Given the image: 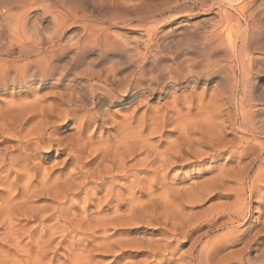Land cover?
I'll return each mask as SVG.
<instances>
[{
  "label": "bare ground",
  "instance_id": "1",
  "mask_svg": "<svg viewBox=\"0 0 264 264\" xmlns=\"http://www.w3.org/2000/svg\"><path fill=\"white\" fill-rule=\"evenodd\" d=\"M223 1L229 6L238 3L236 2L232 5V2L236 0ZM250 1L252 2V0ZM241 3L242 6L239 7V11L244 20L243 29L245 28V31L237 36L232 35V37H228V35H230L229 33L226 36L228 38H226L225 33L227 30L231 29V25L228 23V20L225 19L224 21L221 20L222 22L220 21L217 28L212 31V37L217 45L222 48V53L225 55L224 58L226 57V60L224 59V61H228V64L229 62H235V64L238 63L240 67L237 64L236 65L238 68H243V72L246 67H243L244 65H241L240 63L242 53L239 50V43L243 44V42H246V30L252 19L248 13V3ZM253 4L255 3L253 2ZM78 7H80V4L77 6L76 3L75 8L79 9ZM257 7L259 8V6ZM256 10L258 12L257 8ZM70 13L71 12L68 14L70 15ZM54 14L56 15V13ZM72 15L74 14H71L70 16ZM55 17L58 18L57 16H54V18ZM66 22V19L59 20L57 27H65ZM70 22H68V24ZM126 22L128 21L126 20ZM10 26L9 23V28L6 30L11 29ZM81 28L82 26H80V29ZM85 28L86 27H84V29ZM86 29L87 33L83 34L84 36L80 34L82 35L81 39H78L79 37L76 38L83 47L94 43L100 45L101 49L108 50L113 45L114 41L111 37L112 35L107 31L108 29L106 30V33H96L97 28L95 31H93V29L90 31L88 28ZM12 30L13 29H11V31ZM234 31L235 30L233 29L232 33H235ZM84 32H86V30ZM229 32H231V30ZM10 33L13 32H9V34ZM9 34L7 36H9ZM37 34L39 33L37 32ZM73 35H76V32ZM57 36H59V34L54 38H45L41 36L40 38H37L39 40H36L34 45L32 44L30 47L21 46V52H19V59L17 61H9L8 59L0 58V84L4 82L6 85L7 82L11 86L19 84L28 86L35 83V81L40 82L42 79L44 82V78L55 74L54 69L50 65L51 62H55L52 57L59 51L58 49H62L63 47L58 45L50 48L47 45H43V43L47 42L49 46H52ZM70 39H72V37ZM78 41L76 42L78 43ZM247 43L248 42H246V44ZM74 45L76 46V44ZM67 48H69V46ZM96 48L98 47L96 46ZM261 49L262 47L260 50ZM75 51H73V53ZM63 52L61 51V53ZM70 53L72 54V52ZM83 53L84 52H82V54ZM248 60H251V57L248 56ZM69 76L70 75L66 77V72L62 71L58 72L57 77L54 79L61 81L65 77L66 79H69L71 77ZM154 77L156 80H153V78L147 79L145 78V75L143 76L141 73H137V75L119 79V77L115 78L112 77V75L109 76L107 74L103 78L104 84H90L88 91L92 98L91 104L96 103L97 98L93 96L100 93L101 95L113 99L114 92L119 90L118 88L121 84H123L119 90L121 93L130 92L131 95L135 94L136 96L138 94L143 96L144 92L147 90L153 91L161 84L159 83L160 78L157 79L155 75ZM79 79L82 81L81 78ZM162 82L164 81L162 80ZM73 85L75 84L73 83ZM84 87L87 89L86 84L82 88L84 89ZM160 88L163 89L164 87ZM63 93L64 94H61V96L64 97L65 92ZM104 96L102 97L104 98ZM40 98L41 97L37 96L34 100L39 102ZM236 100L237 102L235 103L232 122L238 124L237 126L241 129H238L240 133H238V136L235 138L236 140L233 141L231 139V141L228 140L223 142L224 139L221 134L226 130H224V127L223 129H213V127H211V129H202L203 132H198L196 129H186L185 126H182V129H180L181 134L178 133L179 136L177 138L168 141L166 146L161 148L162 150H158L149 142V138H151L149 136L157 132L162 133V131H160L162 129H151V127L150 130L147 129L146 132L145 123L147 119L146 114L148 113L145 115L142 114L140 117V123L136 122V124H134V112L139 109V106L137 105L134 107V110H132L130 116H123L121 120H113L112 124L115 131L113 133H111V131L110 134L107 133L104 137H102V135H99L98 138L91 135L84 136L83 131L86 128L80 129L81 126H79V129H77L68 141L63 143L61 140H56L54 144L57 145V147L61 146L60 149H62V151L60 154L64 153L65 156L60 162L51 165L50 168L46 170V168H42V163L39 165V162L35 164V162L32 163L30 160L32 159V154L37 155V149L41 147L42 143L45 142L44 145L47 150L51 149L53 143L50 141L49 137L52 135L51 132L54 131V128L52 127L53 125L51 126L52 130H50V127L49 131H47L46 127L41 126L39 129H33L24 135L22 134L23 136L19 135L21 138L18 137V143L13 147V150L9 151L5 148L3 149L4 151L0 150V185L5 186L7 190L4 195L3 192L2 194L0 193V227L2 229L0 239L6 245L5 246L1 243L0 255L5 261L10 262L11 264H94L92 253L95 250L109 252L111 250L110 253H112V250H114L113 248L116 246V250L119 253H117L118 256L122 255L124 250L133 248L135 256L137 255L140 257L138 260L129 259L121 262V264H152V261L159 257L165 258V264H264V121L257 122V120L253 119L255 117L254 115H257L258 112L254 114L255 110L253 109V106H255V104L253 105L252 101L251 103L248 99L244 102L241 98ZM63 101L72 103V96L61 98L59 103L63 104ZM110 101L112 100H109L108 102ZM76 102L78 101L76 100ZM79 102L81 101L79 100ZM14 103V101H10L8 103L9 108L15 106ZM65 104L63 106H65ZM18 106L24 108L25 103L22 102ZM70 106L72 107V105ZM78 106L80 107L79 104ZM87 108V112H84L82 109L74 108V113H68L71 108L67 111L60 110L57 119H55L53 123L64 121L68 116L75 120L79 115V117H81V122H89L88 120L91 119V117L95 119L102 117L100 120L104 123L106 111L101 110V112L100 110H97L98 107L97 109L90 107V109ZM168 108L167 104L162 105L157 107L155 112L160 114L162 110H164L162 112L164 115V113L168 111ZM174 111H177V109ZM86 113H88L89 116ZM166 113L168 114V112ZM151 114L152 115L148 118L150 121L153 122L158 119L156 115L153 113ZM164 117H166V115ZM164 121L165 120L163 119L162 123ZM85 122L84 124H86ZM159 122L162 124L161 121ZM47 123L48 122H44V126ZM89 123L91 124L93 122ZM11 124H13V120H11V118L9 119L8 115H0V131L6 132V130L3 129L14 131V127L9 126ZM98 124L100 125V123ZM155 124V122L154 125L152 123L153 126H155ZM182 124L185 123L181 122L180 125ZM94 125H97L95 120L92 126ZM99 125L97 126L99 127ZM101 125L103 126V124ZM136 126H139L140 128L138 129ZM161 127L163 128V124ZM204 134L208 137L205 138ZM45 135L49 136L47 139L49 141L47 142L40 139ZM214 136L216 142L213 141ZM203 144L208 150L212 149L213 152L201 150ZM236 148H240L238 154L241 157H250L246 163L241 165L240 159H238L235 165L230 168L225 167V163H222L221 165L215 164V166L210 164L213 168H207L212 169V174L203 182H200V184L195 183L176 188L173 186L175 184L174 181H167V175L165 174H167L179 160L183 161V157L185 158L184 155L186 154L192 153L193 157L194 154H196L195 157H198L197 159L202 157V160L212 154L215 155L216 152L227 151L228 155L231 157L232 155H237L234 154L236 153ZM87 157H89V160L84 161ZM128 159L134 161L127 166L126 161H128ZM40 160L42 159L40 158ZM93 161H95L94 164ZM66 164H73L75 167L72 168V170L67 169V171H65L63 168ZM186 164L187 161L183 163L182 166H185ZM55 165L59 166L58 173L54 172ZM12 168H15L16 170L15 176H13L15 182L7 183L5 180L7 175L10 174L8 172ZM22 176L26 179L22 184H17V178H22ZM2 179L5 180L3 181ZM125 191L128 193L126 198H124V195L127 194ZM210 193H213V195L216 193L219 197L225 196V198L227 197L230 199L225 203L219 202L212 206L211 208H214V215L209 214V216L208 213L210 212L208 211L212 210L208 209L206 210L207 213H203L202 216H205L206 218V215L209 216V221L204 220L205 218L193 217L189 210L192 207L191 204L204 200L206 198L205 196ZM38 196H46V200L49 204H36L35 202ZM112 200L117 201V204L114 205L115 207L112 208V211L110 212L111 209H103L104 206H107ZM121 200L127 201L128 208L126 212H123L124 210L122 212L118 211L119 207L123 205L120 202ZM79 201L83 202L82 207H84V209H81V211L78 210L79 212H77L75 204ZM253 202L256 204L252 205ZM124 204L126 203L124 202ZM90 206H96L95 208H97V210L89 211L88 207ZM254 213H257V215L254 216ZM198 219L206 221L210 227H219L220 231L218 230L214 233H210V231H208L210 228L207 230L204 228L206 231L203 229L204 232H198V234L196 233L197 235L194 234V236H192L195 230L194 228L192 229V227ZM247 221H253V224H255L257 228L250 236L248 235L249 237L244 238L247 235L243 237L244 234L242 235V233L244 230L241 232L238 230V226H242ZM28 222H32L33 224L29 226L28 224L30 223ZM137 222L153 225L152 230L155 232L153 234L154 238H115L116 234L122 235L128 226H132ZM203 225L208 227L206 223H202V225L199 224L197 228L200 229ZM110 227H112L113 230L109 232L108 228ZM238 231H240V233ZM97 232H100L101 235L97 236ZM26 237L28 238L27 240L25 239ZM55 240V246L60 247V250H62L61 255L59 254V258H55V256L52 255L53 253L51 255L47 253L50 244ZM187 241H189L187 249L180 251V245ZM236 241H240L241 245L234 255L232 252L222 253L226 246H231V244ZM174 242H176V244H173ZM89 243H92V245H89ZM253 243L255 244L254 256H252V258H249L248 254L244 256L243 253H248L251 245H254ZM54 248L56 249V247ZM171 248L173 250H170ZM33 252H35V255L32 254Z\"/></svg>",
  "mask_w": 264,
  "mask_h": 264
},
{
  "label": "rangeland",
  "instance_id": "2",
  "mask_svg": "<svg viewBox=\"0 0 264 264\" xmlns=\"http://www.w3.org/2000/svg\"><path fill=\"white\" fill-rule=\"evenodd\" d=\"M21 2L23 5L21 4ZM236 2L238 3L235 5L234 3ZM241 2L248 3V13L252 19L250 20L251 23L249 22V27L246 30L247 40L245 39V41L248 43H239V50L242 53L240 63L241 65H244L243 67H246L244 68L243 72V68H238V63H236L238 65L237 66L235 62H229L228 64V61H224L226 57L224 58L225 55L222 53V48L217 45L216 41L212 37V31L217 28L221 20L224 21L225 19L228 20V23L231 25V29L229 28L231 32H229L230 30H227L225 33V37L229 33L230 35H228V37H232V35L237 36L245 31V28L243 29L244 20L241 16V12L239 11V7L242 6ZM249 2L248 0H236L232 2V5L234 4L233 6H229L224 3L223 0H0L1 59L17 61L19 59V52H21V46L30 47L32 44L34 45L36 43V40H39L37 38H40L41 36L45 38H54L57 34H59V36L55 38L52 46H49L47 42L43 43V45H47L50 48L56 47L58 45H61L63 47L62 49H58L59 51L55 53L56 56L55 54L53 55L52 59L55 60V62H51L50 64L54 69L56 75H49L44 78V82L42 79L40 80V82L35 81V83L28 86L24 84L11 86L7 82L6 85L4 82L0 84V115H8L9 119L11 118V120H13V124L9 126H12L15 129L14 131H10L7 129H3L6 130V132L0 131V150H3L5 148L11 151L14 149L13 147L18 143V140L19 138H21L20 136L22 134L24 135L29 131H32L33 129H39L41 126L46 127L47 131H49L50 127L53 125L52 127L54 128V131L51 132L52 135L50 137L45 135L40 138L41 140H45L47 142L49 141L47 140L49 137L50 141L53 143L51 149L47 150L46 146L44 145L45 142L42 143L41 147L37 149V155L32 154V159L30 160V162H35V164L39 162L40 165V163H42V168H46V170H48L51 165L60 162L61 159L65 156L64 153L60 154V152L62 151V149H60L61 146L57 147V145L54 144L56 140H61L63 143L68 141L77 131V129H79V126H81L80 129L86 128L83 131L84 136L91 135L98 138L99 135H102V137H104L107 133L110 134L111 131V133L115 131V128H113L112 124L113 120H121L123 116H130L132 110H134V107L137 105L139 106V109L134 112V124H136V122L140 123L141 115H145L146 113H148L146 114L147 124L145 123L146 132L147 129L150 130L151 127V129H162L160 130L162 131V133L157 132L149 136L151 137L149 138V142L158 150L164 148L168 141L177 138L179 134H181L180 129H182V126H185L186 129H196L198 132L202 131V129H211V127H213V129H223L224 127V130L226 129L228 131L225 130V132L221 134L224 139L223 142L228 140L231 141V139L232 141L236 140L235 138L238 136V133H240L238 129H241L239 128V126H237L238 124L232 122L235 103L237 102L236 99L241 98L244 102H246L248 99L250 100V102L252 101L253 105L255 104V106H253V109L255 110L254 114L258 112L257 115H254L256 118L253 116V119L257 120V122L264 121V0H256V2L255 0H252V2L249 0ZM253 2L255 4H253ZM76 3L77 6L78 4H80V7H78L79 9L75 8ZM257 6H259V8ZM256 8L258 9V12ZM67 11L68 13L71 12L70 15H74L70 16ZM50 12H54L56 13V15L54 13H52L51 15ZM63 14H66L67 16ZM110 15L114 17H111ZM54 16H57L58 18H54ZM84 17L87 18L88 21ZM63 19H66L67 21L65 27H57V23L59 22V20L61 21ZM126 20L128 22H126ZM68 22L70 23L68 24ZM9 23L11 25L10 28L14 31H11V29L6 30L7 28H9ZM80 26H82V30L84 29V27H86L89 31L92 29L93 31H95L97 28L96 33H106L107 31H109L114 41L113 45L108 50H103L101 49L100 45L94 43L88 44L83 47L82 45H80L78 39H81L82 35L87 33V29L85 28L82 31L80 29ZM233 29L235 30L234 32L236 34L232 33ZM85 30L86 32H84ZM145 30H147L148 32ZM9 32L13 33L9 34ZM37 32L39 34H37ZM75 32L76 35H73L75 34ZM8 34L9 36H7ZM248 34L253 40L249 37ZM71 37L72 39H74L75 37V39L72 40L70 39ZM75 40L78 41V43ZM73 43L76 44V46ZM66 46H69V48H67ZM96 46L99 49L96 48ZM258 47H262V49L260 50V48ZM88 48L90 50L93 48L94 50L92 49L90 51ZM61 51L64 52L61 53ZM69 51L74 55H72ZM73 51L75 52L73 53ZM87 51L90 53H88ZM82 52L84 53L82 54ZM248 56L251 57V60H248ZM62 71L66 72V77H68V75H70L71 77L69 76V79H66L65 77L64 79H62L64 81H57V79H54L55 77H57L58 72ZM137 73H141L143 76L145 75V78L147 79L153 78V80H156L154 77L155 75L157 79L160 78L159 83L161 84L153 91L147 90L146 92H144L143 96H140L138 94L136 96L135 94L131 95L130 92L121 93L119 91L123 86V84H121L118 88L119 90H116V92H114V100L101 95L100 93L96 95L97 97L93 96L98 100L96 99V103L91 104L92 98L90 92L88 91L90 84H104L103 78L107 74L109 76L112 75V77L115 78L119 77V79H124L132 75H137ZM79 78H81L82 81ZM85 79L87 82L85 81ZM162 80L164 82H162ZM73 83L75 85H73ZM84 83L86 84L87 89L86 87H84V89L82 88L83 86H85ZM160 87L164 88L161 89ZM75 88H77L79 92ZM79 88L81 89V91ZM63 92H65L64 97L72 96V103H67V101H63V104L59 103L61 98H64L63 96H61V94H64ZM37 96L41 97L39 101L40 106L39 102H36L34 100ZM102 96H104V98ZM76 100L78 102H76ZM79 100L81 102H79ZM109 100L112 101L108 102ZM10 101H14L15 106L9 108L8 103ZM22 102L25 103L24 108H20L18 106ZM64 104L65 106H63ZM78 104L80 105V107L78 106ZM166 104L169 107L168 111L166 112H168V114L170 115H168L166 112L163 115L162 112L164 110H162L160 114L155 112L157 107ZM70 105H72L73 109ZM69 106L71 110H69L68 113H74V108L82 109L85 112L87 107V109H97L98 107L97 110L106 111L104 123L100 120L102 117H98L96 119L91 117V119L88 120L89 122H93L91 123L92 125L94 124V120L97 125H99L98 123H100L99 127H101V124H103V126L101 127L102 129L97 125H94L95 127L92 126L89 122L84 121L86 123L84 124V122H81V117H79L80 115L78 116V118H75V120L68 116V118L64 121L53 123L54 120L57 119L58 112L60 110L67 111L68 109H70ZM176 109L177 111H174ZM151 113L156 115L158 121L154 120L152 122L148 119L149 116L152 115ZM86 114L88 115V113ZM165 115L166 117H164ZM163 119L165 121L162 123ZM201 120H204L205 122ZM159 121H161V123L163 124V128L161 127L162 124H160ZM180 121L184 122L185 124L180 125ZM44 122L48 123L44 126ZM154 122L156 123L155 126H153ZM52 127L50 130H52ZM136 128L139 129L140 127L136 126ZM204 137L206 138L208 136L204 134ZM213 138V141L216 142L215 136ZM204 144L201 150L213 152L212 149L208 150L204 146ZM239 149L240 148H236V153L234 154L237 155H232L231 157L228 155L227 151H221L218 153L216 152L215 155H210L211 157H205L202 160V157L197 159L198 157H195L196 154H194V157L192 153L186 154L184 155L185 158L189 156L187 159L183 157V161L179 160L178 163L176 162L177 164H175V166H173L168 171V173L165 174L167 175V181H174L175 184L173 186L176 188L184 187L189 184H200V182H203L212 174V169H208L207 167L211 168L212 166H215V164L221 165L222 163H225V167L230 168L235 165L238 159H240L241 165L246 163V161H248L250 157H241L238 154ZM40 158L42 160H40ZM184 159L187 161V166H182V164L186 162ZM88 160L89 157H87L84 161ZM95 161H93V164L95 163ZM132 161L134 160L128 159V161H126V165L128 166V164H132ZM179 163L181 164V166ZM210 164L212 166H210ZM58 167V165L54 166L55 173H58ZM74 167L75 166H73V164H66L64 166L65 169L63 168V170H72V168ZM15 171V168H12L8 172L10 174L7 175V181L5 179L2 180H5V182L7 183L13 181L15 182L13 177L15 176ZM17 179V184H22L26 178L22 176V178L20 177ZM5 191H7L5 186L0 185V193L2 194L3 192L4 195ZM125 192L127 193V191ZM126 196H128V193L124 195V198H126ZM205 197L206 198L204 200L191 204L192 207L189 210L191 211L193 217H201L202 219L205 218L204 220L208 221V217L210 216L209 214L214 215V208L212 209L211 207L216 203H225L230 199L227 197L225 198V196L219 197L216 193H214V195L213 193H210ZM46 198V196H38L35 203L41 205L46 203L45 205H48L49 203ZM123 201L126 204H124ZM79 202V204H75L77 212H79L78 210L81 211V209H84V207H82L83 202ZM120 202L123 205L120 206L118 204L120 206L118 211L122 212L124 210L123 212H126L128 208L127 201L121 200ZM109 204H107V206H104L103 209H111V212L112 208L115 207L114 205L117 204V201L112 200ZM255 204V202L252 203V205ZM95 207L96 206H90L88 207V209L89 211H95L97 210V208ZM207 209L212 210L208 211L210 212L208 213L209 216L206 215L208 219L205 216H202L204 212L207 213ZM256 215L257 213H254V216ZM202 219H198L196 221L198 225L196 223L195 225H193L192 229L194 228L195 230L192 236H194V234L197 235L198 232H204L205 229L207 230L210 228L208 230L210 231V233H214L220 229L217 226L210 227V225ZM202 223H206L208 227L203 225L202 228L198 229L197 227L199 226V224L202 225ZM32 224L33 223L31 222L28 225L30 226ZM133 225L128 226L126 229H129H125L126 231L124 230V233L122 235L116 234L115 238H154L153 234L155 232L152 230L153 225H147L142 222H137ZM243 225V227L239 225L238 230H240L241 232L244 230V232L242 233V235L244 234L243 237L247 235L244 238L249 237L257 228V226L253 224V221H247ZM108 229L109 232L113 230L112 227ZM1 231L2 229L0 227V234ZM240 231L238 232L240 233ZM97 233V236L101 235L100 232ZM27 237L25 238L26 240L28 239ZM56 240L51 243L52 245L50 244V248L47 253L49 255L53 253L52 255H54L55 258H59L62 250H60V247L55 246ZM1 243L5 245L0 239V246H2ZM234 243L231 244V246H226L222 253L232 252V254L234 255L240 248L241 242L236 241ZM173 244H176V242H174ZM188 244L189 241L184 242L182 245H180L179 250H186ZM89 245H92V243H89ZM54 247H56V249ZM115 247L113 248L114 250H112V253H110L111 250L110 252L95 250L92 253V256L94 257V264H121V262L129 259L138 260L140 258L137 255L135 256V251L133 250V248L126 249L127 251L124 250L123 254L118 256L119 253L116 250L117 247ZM254 247L255 244L251 245L249 251L250 253L244 252V256L248 254L249 256H247L249 258H252V256H254L255 254ZM170 250L173 249L171 248ZM32 254L35 255V252H33ZM164 262L165 258L159 257L153 260L152 264H165ZM0 264L11 263L5 261L4 258L0 255Z\"/></svg>",
  "mask_w": 264,
  "mask_h": 264
}]
</instances>
